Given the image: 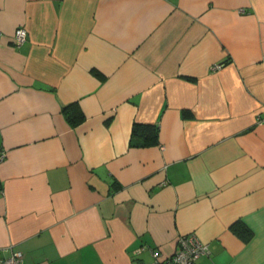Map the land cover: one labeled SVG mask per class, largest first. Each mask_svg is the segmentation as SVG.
<instances>
[{"label":"crops","instance_id":"0c3cea01","mask_svg":"<svg viewBox=\"0 0 264 264\" xmlns=\"http://www.w3.org/2000/svg\"><path fill=\"white\" fill-rule=\"evenodd\" d=\"M0 151V259L264 264V0H0Z\"/></svg>","mask_w":264,"mask_h":264},{"label":"built area","instance_id":"2783aa9c","mask_svg":"<svg viewBox=\"0 0 264 264\" xmlns=\"http://www.w3.org/2000/svg\"><path fill=\"white\" fill-rule=\"evenodd\" d=\"M27 39L24 28H17L13 34V43L21 45ZM5 154L0 151V161ZM208 253V245L203 243L195 233L182 235L177 240L175 252L163 258L158 252L153 251L152 261L149 264H196L197 260ZM0 264H22V254L12 252L8 257L0 259Z\"/></svg>","mask_w":264,"mask_h":264},{"label":"trees","instance_id":"16d2710c","mask_svg":"<svg viewBox=\"0 0 264 264\" xmlns=\"http://www.w3.org/2000/svg\"><path fill=\"white\" fill-rule=\"evenodd\" d=\"M63 115L67 122L71 126H77L83 120V115L77 105H70L62 110ZM139 133L140 140L137 141L136 145L138 146H147V145H155L157 144L158 139V127L155 125H137L133 126L132 135H136ZM231 230L242 238L244 241H247L251 233L250 231L242 224L235 223L231 226Z\"/></svg>","mask_w":264,"mask_h":264}]
</instances>
